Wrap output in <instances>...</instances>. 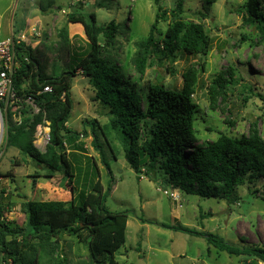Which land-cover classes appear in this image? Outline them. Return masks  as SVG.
Wrapping results in <instances>:
<instances>
[{"label":"trees","instance_id":"16d2710c","mask_svg":"<svg viewBox=\"0 0 264 264\" xmlns=\"http://www.w3.org/2000/svg\"><path fill=\"white\" fill-rule=\"evenodd\" d=\"M203 1L206 9L218 0ZM263 2L246 0L237 9L242 20L256 29L260 42H264ZM154 3L157 9L155 21L147 38L135 43L136 51L131 60L139 78L143 77L155 57L158 62L166 60L173 63L182 55L207 57L212 48V38L202 24L179 18L181 5L176 11H170L160 5V0H154ZM97 7H102V4L98 2ZM168 17L171 21L161 32L157 25L166 22ZM67 20L83 27L87 40L85 56L55 75V72L51 74L47 71L39 51L25 43L16 45L17 68L13 84L23 102L22 119L17 124L9 114L3 115V123L6 147L18 150L38 167L46 169L48 174L44 177L63 174V179L67 178L64 181L70 186L71 200L37 201L22 196L19 209L25 216V226H12L4 213L12 208L13 203L5 204V192L1 191L0 264H35V261L65 264L66 260L58 254L56 239L61 232L84 243L90 264H118L115 253L125 244L127 212L107 209L96 162L92 157L83 155L87 153L79 140L80 134L67 127L73 108L70 94L72 79L79 75L90 85L94 99L109 120L104 126L105 131L100 130L96 120L90 123L93 148L105 166L106 159L98 142L95 124L112 155L114 151L108 141V130L119 131L123 135L126 143L124 156L130 169L165 188L200 198L224 200L230 204L238 201L236 190L239 186L253 185L264 179V139L255 127L247 136L221 134L215 141L198 143L195 132L197 106L192 95L196 92L199 74L204 73L203 62L198 65L199 70L188 68L183 75L185 84L180 90L167 88L162 83H150L143 91L125 79L121 68L108 53L107 49L115 43L118 25L110 22L98 26L96 14L85 5L81 11L73 6ZM61 34L66 41L67 32L63 30ZM236 85L232 67L216 74L206 88L210 107L214 109L218 99L226 104L229 91ZM45 87L51 91L44 92ZM26 98L33 100L39 109L38 114H33L32 108L24 104ZM46 122L49 143L45 151L40 152L34 145L35 133L38 125H45ZM82 156L89 159L87 167L91 168L92 177L88 185L83 180L82 188L86 190L79 189L74 197L75 178L71 174L70 160L77 162ZM157 226L204 238L219 252L264 264V248L259 246L231 244L217 235L196 232L184 226L161 223ZM32 240L34 243H31Z\"/></svg>","mask_w":264,"mask_h":264},{"label":"rangeland","instance_id":"374dc122","mask_svg":"<svg viewBox=\"0 0 264 264\" xmlns=\"http://www.w3.org/2000/svg\"><path fill=\"white\" fill-rule=\"evenodd\" d=\"M245 1L218 0L205 9L203 0H160V5L170 11H176L181 5L180 19L202 24L212 38V48L207 57L182 55L173 63L158 62L155 57L142 78L136 75L131 60L136 51L135 43L147 38L155 21L154 0H0V38H5L11 27L14 34L35 27L39 37L26 35L25 42L43 55L41 60L45 61L49 73L59 75L86 54L87 40L82 26L67 20L73 6L81 11L85 5L96 14L98 26L110 22L118 25L115 43L107 50L125 79L138 89L146 91L148 84L162 83L167 88L180 90L188 68L199 70L198 65L205 64L192 95L197 106L198 143L215 141L221 134L247 136L252 127L264 139V42H260L256 29L247 25L237 12ZM98 2L102 7H97ZM261 10L264 11V2ZM170 21L171 18L160 22L158 29L164 32ZM63 30L67 32L66 41L62 38ZM228 67L234 69L237 85L229 91L226 104L218 99L212 109L207 85ZM70 94L73 108L67 127L80 134L79 140L87 153L82 154L96 162L107 209L127 212L125 244L115 253L118 264H256L246 257L219 252L204 238L164 229L157 223L214 234L235 245L264 248V179L253 185L239 186L236 190L238 201L230 204L159 186L130 169L124 156L126 143L119 131L108 130L113 155L109 151L99 132L105 131L108 117L94 99V92L84 77L79 75L72 79ZM94 120L101 128L98 130L97 124L94 125L106 166L92 145L94 136L90 123ZM84 156L77 162L70 160L71 174L75 178L74 197L86 190L82 188L83 180L88 185L92 177L91 168L87 167L89 159ZM46 174V169L38 167L18 150L6 147L4 127L2 134L0 131V192H5V204L13 203L4 213L12 226H25V216L19 209L22 196L37 201L71 200L70 186L64 181L67 178L63 179L60 173L47 178ZM170 192L177 193V201L169 197ZM56 239L58 254L66 260L65 264H90L84 243L65 232L58 233ZM35 264L41 263L35 261Z\"/></svg>","mask_w":264,"mask_h":264},{"label":"built area","instance_id":"2783aa9c","mask_svg":"<svg viewBox=\"0 0 264 264\" xmlns=\"http://www.w3.org/2000/svg\"><path fill=\"white\" fill-rule=\"evenodd\" d=\"M38 31L35 27H30L28 32H19L16 35H11L7 38H0V115L3 122V115L11 116L12 120L19 124L22 119L21 110L23 109V102L19 99L17 91L13 84V76L17 68L15 46L25 42L26 35L29 37H39ZM44 92H50L49 87H45ZM24 104L32 108L33 114H38L39 109L33 104L31 98H26ZM2 106V107H1ZM45 125H48L46 122ZM45 125H38L35 133V147L44 152L47 144L49 143V128ZM4 126V123H3ZM165 194L168 195L167 191ZM169 197L173 201H177V193H169Z\"/></svg>","mask_w":264,"mask_h":264},{"label":"crops","instance_id":"0c3cea01","mask_svg":"<svg viewBox=\"0 0 264 264\" xmlns=\"http://www.w3.org/2000/svg\"><path fill=\"white\" fill-rule=\"evenodd\" d=\"M12 28L13 27H11V28H9V33H8V35L6 36V37H10L11 35H16V34H18V32L16 33V34H14V32L12 31ZM83 28V27H82ZM20 32H25V31H20ZM5 37V38H6Z\"/></svg>","mask_w":264,"mask_h":264},{"label":"water","instance_id":"95a60500","mask_svg":"<svg viewBox=\"0 0 264 264\" xmlns=\"http://www.w3.org/2000/svg\"><path fill=\"white\" fill-rule=\"evenodd\" d=\"M4 130V127H3V122H2V118H1V115H0V131H1V134Z\"/></svg>","mask_w":264,"mask_h":264}]
</instances>
